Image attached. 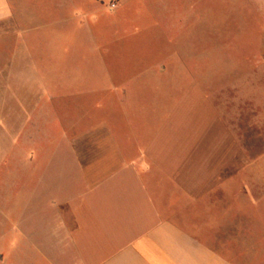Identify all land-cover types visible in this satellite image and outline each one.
I'll return each mask as SVG.
<instances>
[{
	"label": "rangeland",
	"instance_id": "374dc122",
	"mask_svg": "<svg viewBox=\"0 0 264 264\" xmlns=\"http://www.w3.org/2000/svg\"><path fill=\"white\" fill-rule=\"evenodd\" d=\"M50 120L100 127L130 154L138 132L197 191L223 170L225 185L240 171L264 184V0H0L3 212L26 138ZM8 233L7 220L0 251Z\"/></svg>",
	"mask_w": 264,
	"mask_h": 264
},
{
	"label": "crops",
	"instance_id": "0c3cea01",
	"mask_svg": "<svg viewBox=\"0 0 264 264\" xmlns=\"http://www.w3.org/2000/svg\"><path fill=\"white\" fill-rule=\"evenodd\" d=\"M41 124V136L26 138L33 147L12 175L8 210L0 208L9 222L0 264H264L256 172L240 171L232 192L223 170L197 191L180 178L185 161L165 172L138 132L130 154L100 127L67 135L59 122Z\"/></svg>",
	"mask_w": 264,
	"mask_h": 264
},
{
	"label": "built area",
	"instance_id": "2783aa9c",
	"mask_svg": "<svg viewBox=\"0 0 264 264\" xmlns=\"http://www.w3.org/2000/svg\"><path fill=\"white\" fill-rule=\"evenodd\" d=\"M114 7H115V4H114V3L111 4V6H110V10H112Z\"/></svg>",
	"mask_w": 264,
	"mask_h": 264
}]
</instances>
